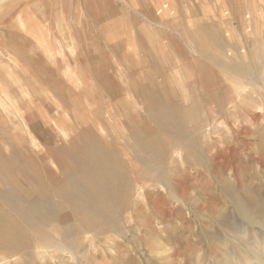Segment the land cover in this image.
Wrapping results in <instances>:
<instances>
[{"label":"rangeland","instance_id":"rangeland-1","mask_svg":"<svg viewBox=\"0 0 264 264\" xmlns=\"http://www.w3.org/2000/svg\"><path fill=\"white\" fill-rule=\"evenodd\" d=\"M262 52L264 0H0V247L264 264Z\"/></svg>","mask_w":264,"mask_h":264},{"label":"bare ground","instance_id":"bare-ground-1","mask_svg":"<svg viewBox=\"0 0 264 264\" xmlns=\"http://www.w3.org/2000/svg\"><path fill=\"white\" fill-rule=\"evenodd\" d=\"M106 1V0H105ZM117 2V1H116ZM125 4V3H124ZM141 11V10H140ZM112 15V14H111ZM153 17V16H152ZM149 18V17H148ZM156 19V18H155ZM107 23H108V21H107ZM154 23V22H153ZM105 28V27H104ZM107 28V27H106ZM119 28V27H118ZM138 28V27H137ZM111 28H109L108 30L109 31H112V30H110ZM112 29H114V28H112ZM105 30H107V29H105ZM173 30V29H172ZM102 31V30H101ZM124 31V30H123ZM104 32V31H103ZM108 32V31H107ZM177 32H179V31H177ZM115 30H114V35L113 36H115ZM118 33V32H117ZM109 34H111L110 32H109ZM108 33H107V35H109ZM180 34V33H179ZM125 35V34H124ZM137 35V34H136ZM116 36H117V34H116ZM109 37V36H108ZM110 37H112V36H110ZM120 37H121V35H120ZM123 37V36H122ZM156 37H157V35H156ZM205 37V36H204ZM116 38H118V36L117 37H115L114 39L116 40ZM224 38V37H223ZM115 40H113V42L115 41ZM122 41H123V39H122ZM212 41V40H211ZM121 42V41H120ZM160 42V41H159ZM116 43V42H115ZM114 43V44H115ZM149 43V42H148ZM119 43L117 42V45H118ZM144 44V43H143ZM154 44V43H153ZM197 45V44H196ZM231 45V44H230ZM144 46H146V45H144ZM136 47V46H135ZM172 47V46H171ZM202 47V46H201ZM259 47H261V46H259ZM146 48V47H145ZM148 48V47H147ZM262 48V47H261ZM202 50V49H201ZM133 51L134 52H136V53H138V55H140L139 54V51H138V49L137 48H134L133 49ZM202 51H204V50H202ZM193 52V51H192ZM196 52H197V50H196ZM238 52H240V51H238ZM189 53V52H188ZM202 53V52H201ZM263 54H264V52H262ZM172 54V53H171ZM201 56V55H200ZM210 59V58H209ZM32 60V59H31ZM167 61H168V58H167ZM30 63H31V61H30ZM33 63H35L34 61H33ZM39 63V62H38ZM174 64V63H173ZM244 64V63H243ZM140 65V64H139ZM213 65V64H212ZM229 65H231V63L229 64V61H227V63H225V67H226V69H228V71H229V69H231L230 68V66ZM241 65H242V63H241ZM170 66V65H169ZM237 67H240V66H237ZM176 68V67H175ZM170 69V68H169ZM174 69V68H173ZM223 69V68H222ZM244 70V69H243ZM149 71V70H148ZM231 71V70H230ZM236 71V70H235ZM145 72V71H144ZM147 72V71H146ZM232 72H234V70H232ZM231 73V72H230ZM236 73V72H235ZM237 73H238V71H237ZM240 73H242V72H240ZM148 74V73H147ZM149 74H150V72H149ZM232 74V73H231ZM151 75V74H150ZM185 75V74H184ZM187 75V74H186ZM233 75H236V77H237V74H233ZM147 76V75H146ZM174 76H176V75H174ZM190 76V75H189ZM239 76V75H238ZM261 76V75H260ZM186 77L187 76H185V79H186ZM147 78H149L148 76H147ZM170 78H171V76H170ZM175 78V77H174ZM176 78H177V76H176ZM172 79V78H171ZM181 79H182V77H181ZM128 80V79H127ZM54 81V80H53ZM174 81V80H173ZM176 81V80H175ZM181 81H183V79L181 80ZM191 81V80H190ZM172 82V81H171ZM173 83V82H172ZM185 83H186V81H185ZM128 84V83H127ZM175 84V83H174ZM191 84V83H190ZM205 84V83H204ZM145 85V84H144ZM182 85H183V83H182ZM176 86V85H175ZM184 86V85H183ZM182 86V87H183ZM186 86V85H185ZM177 87H178V85H177ZM185 90H186V87H185ZM188 91V90H187ZM190 91V90H189ZM182 92H184L183 90H182ZM181 92V93H182ZM185 93V92H184ZM187 93V92H186ZM189 94V93H188ZM184 96H186L187 97V95H184ZM187 101H188V99H187ZM108 112V111H107ZM26 122L24 121V124H25ZM30 129V128H29ZM63 134H66L65 132H63ZM67 138V137H66ZM50 155V154H49ZM99 157V156H98ZM71 167V166H70ZM110 167V166H109ZM108 168V167H107ZM150 168H152V167H150ZM110 169V168H109ZM156 169V168H155ZM151 170V169H150ZM1 172V171H0ZM105 174V173H104ZM116 174V173H115ZM115 174L114 175H111V176H115ZM116 176H117V174H116ZM123 176V175H122ZM4 177V176H3ZM6 177V176H5ZM108 178V177H107ZM114 178V177H113ZM112 178V179H113ZM121 178V177H120ZM110 179V178H109ZM115 180V179H114ZM118 180V179H117ZM3 182V181H2ZM114 182H116V181H114ZM114 184H116V183H114ZM123 184V183H122ZM122 184H120V186L122 185ZM110 185V184H109ZM117 186V185H116ZM109 187V186H108ZM107 187V188H108ZM112 187V186H111ZM110 187V188H111ZM114 187V186H113ZM118 187V186H117ZM120 188V187H119ZM122 189V188H121ZM125 189H127V187L125 188ZM131 189V188H130ZM109 191H110V189H108ZM112 190V189H111ZM126 191V190H125ZM111 192V191H110ZM112 192H114L113 190H112ZM123 192V191H122ZM14 193V192H13ZM118 193H120V192H118ZM127 193H128V191H127ZM108 194V193H107ZM122 194V193H121ZM153 194V193H152ZM116 195H118V194H116ZM123 195V194H122ZM173 195V194H172ZM115 196V195H114ZM126 196V195H125ZM108 198H109V196H108ZM14 199V198H13ZM105 199V198H104ZM110 200L111 199H113V198H109ZM109 199H107V201H109ZM92 201H94V200H92ZM98 201V200H97ZM114 201V200H113ZM96 202V201H95ZM104 202V201H103ZM115 202V201H114ZM119 202V201H118ZM196 202V201H195ZM95 204V203H94ZM101 204V203H100ZM92 205H93V203H92ZM99 205V204H98ZM116 205H118V204H116ZM106 206V205H105ZM108 206L110 207V209L112 208V209H114L113 207H112V205H109L108 204ZM165 206V205H164ZM109 207H108V209H107V206H106V209L107 210H109ZM117 207V206H116ZM90 208V207H89ZM93 209V208H92ZM99 209V208H98ZM97 212H101V211H97ZM96 213V212H95ZM37 216V215H36ZM89 216V215H88ZM84 217V216H83ZM6 219V218H5ZM92 219V218H91ZM1 220V219H0ZM41 234H35L36 235V237L37 238H39L40 239V241H43V239L45 240V238H47V240H45L44 241V243L45 244H41V245H38V244H36V245H34L32 248L30 247L29 248V251L28 252H23V251H21V252H19V251H13L12 249L13 248H11L9 245H7V246H2V247H0V264H12V262H11V260H10V258H13L14 259V261H15V264H20V263H22V261H24V257H25V255H31V258H28V259H26L27 261L28 260H30V261H34L35 259H36V262H37V264H51L52 262H54L53 264H56V260H61V263L60 264H65L66 263V261H64L65 260V257H63L64 256V253H69V256L71 255V259H75V260H77V263H79V264H90V263H86V261H89L90 259V252L88 253L87 251H81L80 249H76V248H74V247H70V246H68V245H63V244H61V242L59 241V239L58 238H56L52 233H49V232H44V231H39ZM140 234V233H139ZM109 237V236H108ZM133 237L135 238V236L133 235ZM36 238V239H37ZM141 238V237H140ZM110 240L111 239H113V238H109ZM137 239V238H136ZM138 240V239H137ZM115 241V240H114ZM136 242V241H135ZM134 242V243H135ZM110 243V242H109ZM138 244V243H137ZM141 244V243H140ZM107 245V244H106ZM93 246V245H92ZM105 246V245H104ZM137 246V245H136ZM94 247V246H93ZM138 247V246H137ZM142 251V250H141ZM30 252H32V253H30ZM113 252V251H112ZM114 253V252H113ZM159 255H164V256H166L168 253L165 251V250H163V249H160L159 250ZM68 255V254H67ZM155 255H158V254H155ZM66 256V255H65ZM169 256V255H168ZM158 257V256H157ZM160 257V256H159ZM20 258H21V260H20ZM120 258V257H119ZM168 258V257H167ZM68 259V258H67ZM89 259V260H88ZM26 261V262H27ZM60 262V261H59ZM75 262V261H74ZM91 263H92V259H91V261H90ZM30 264H33V262L32 263H30Z\"/></svg>","mask_w":264,"mask_h":264}]
</instances>
